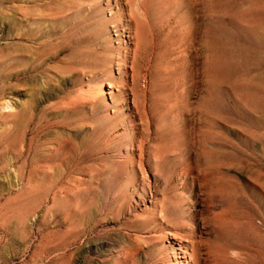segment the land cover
<instances>
[{
  "label": "rangeland",
  "instance_id": "1",
  "mask_svg": "<svg viewBox=\"0 0 264 264\" xmlns=\"http://www.w3.org/2000/svg\"><path fill=\"white\" fill-rule=\"evenodd\" d=\"M0 264H264V0H0Z\"/></svg>",
  "mask_w": 264,
  "mask_h": 264
},
{
  "label": "bare ground",
  "instance_id": "2",
  "mask_svg": "<svg viewBox=\"0 0 264 264\" xmlns=\"http://www.w3.org/2000/svg\"><path fill=\"white\" fill-rule=\"evenodd\" d=\"M2 107H3V109H5L7 106H6V104H4Z\"/></svg>",
  "mask_w": 264,
  "mask_h": 264
}]
</instances>
